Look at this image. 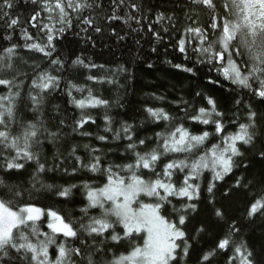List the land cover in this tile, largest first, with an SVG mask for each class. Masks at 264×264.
Masks as SVG:
<instances>
[{
  "label": "snow or ice",
  "instance_id": "6c2138e0",
  "mask_svg": "<svg viewBox=\"0 0 264 264\" xmlns=\"http://www.w3.org/2000/svg\"><path fill=\"white\" fill-rule=\"evenodd\" d=\"M18 2L0 0V21L9 32L4 39L11 42V33L19 28L24 40L23 45L10 43L0 52V86L6 90L0 92V171L4 173L0 175V264H179L177 251L184 259L192 247L183 227L188 220L187 214L197 211L201 179L205 172L211 174L207 185V192L211 194L217 181L224 180L234 168L241 166L236 159L244 156L241 147L252 145L257 138L256 111L247 104L244 122H239L237 114L226 122L225 113L208 95L203 97L206 106L200 107H193L181 99L183 118L171 115L164 108L146 107L144 111L151 121L157 125L164 122L165 127L144 138L137 137L134 123L123 122L113 131L112 118L105 115V131L112 133L113 140L126 142L121 153L124 162L109 161L101 149L91 148L90 160L85 164L75 155L76 148L73 147L70 155L79 167L100 173L103 182L98 186L84 184L86 204L80 208V216L66 219L58 210L38 203L41 194L53 191L57 197L67 199L76 187L56 188L41 178L59 167L55 162L50 167L41 162L39 148L44 142L41 137L51 138L54 142L59 133L50 131L42 119L25 120L20 114L21 107L28 108L29 105L32 113L39 112L44 106L45 94L59 88L61 77L48 70L37 71L39 66L33 65L26 103L25 80L21 76L27 74L16 72V62L21 59L18 49L23 47L40 53L49 58L51 65L63 68L64 61L59 57L51 59L56 51L55 41L72 28L73 20L83 25L81 32L85 34L89 29L101 33L94 13L97 9L102 10V0H31L36 10L27 24L37 30L36 37L28 27H21L19 14L13 15ZM192 3L210 12V23L207 28L188 26L183 29L175 47L187 60L186 45L191 46L196 60L191 67L173 66L193 75L197 71L195 65L207 66L218 78L222 77L238 89L248 90L264 102V0H192ZM124 6L128 11L120 16L118 12ZM111 9V14L103 17L105 22L121 20L130 25L134 21L139 27L132 31H142L145 17L141 13V3L111 0ZM85 12L89 15H84ZM165 20L172 22L173 17L158 12L154 23ZM148 30L152 31L151 23ZM162 30L168 32L167 27ZM112 33L116 35L115 29ZM153 36L157 42L163 40L160 32H153ZM86 38L91 41V36L86 35ZM72 64L103 68V65L91 62L85 64L81 57ZM8 72L16 74L4 78ZM88 79L100 81L102 78L89 76ZM209 83L217 84L219 79H210ZM73 90L87 91V96L76 99L72 96ZM67 93L80 109L109 105V101L94 96L91 89L71 81ZM201 95L196 93V96ZM235 104L240 105L241 100L237 99ZM184 119L205 128L194 133L185 127ZM89 121L95 123L90 116H82L76 126L82 128ZM229 128L234 130L229 131ZM97 139L108 141L103 135ZM260 156L264 158V152ZM29 162H34L36 168L29 177L28 188L5 179L13 172L19 173ZM241 179H237V186L241 185ZM173 201L179 202V207ZM258 213H264V195L248 208L249 217ZM215 215L222 218L223 212L217 209ZM203 231V227L197 229V233ZM238 232L235 223L230 225L229 233L216 247L201 255L200 264H210L217 250L227 251L230 247L233 254L229 256L228 264H257L246 242L237 243L233 239ZM121 242H127L126 252L117 254L109 247Z\"/></svg>",
  "mask_w": 264,
  "mask_h": 264
},
{
  "label": "trees",
  "instance_id": "16d2710c",
  "mask_svg": "<svg viewBox=\"0 0 264 264\" xmlns=\"http://www.w3.org/2000/svg\"><path fill=\"white\" fill-rule=\"evenodd\" d=\"M133 2L142 4L141 13L145 17L142 21V31H132L139 27L134 21L130 22V25L124 24L121 20L105 22L103 17L111 14V0H102V10L97 9L94 13L97 18L96 23L102 28L101 33H95L89 29L85 34L81 32L83 25L73 20L72 28L65 33L63 38L55 41L56 51L51 58L59 57L64 61L63 68L51 65L49 58L40 53L23 47L18 49L21 59L16 62V72L27 74V76H21V79L25 80L26 103V94L34 72L33 65L39 66L37 71L48 70L53 75L61 77L59 88L45 94L44 106L39 112L32 113L29 110L30 105L28 108L22 106L20 110L25 120L42 119L50 131L59 133L54 142L51 138L41 137L44 141L39 148L41 162L49 167L54 162L59 164L55 171L46 172L41 178L46 183L55 185L56 188L76 186L72 188L71 195L67 199L57 197L53 191L41 194L38 203L41 206H50L58 210L66 219L79 217L80 208L86 204V189L83 185L98 186L103 182L100 173H92L79 167L75 158L70 155L73 147L76 148L75 155L80 156L85 164L90 160L91 148L101 149L109 161L124 162L121 159V153L126 142L123 139L113 140L112 133L105 131V115L112 118L113 131L118 130L123 122L134 123L137 137L144 138L152 136L165 127L164 122L157 125L151 121L144 111L146 107L164 108L171 115L183 118L184 113L181 109L184 105L179 104L181 99L193 107H200L206 106L203 97L208 95L216 100L218 109L225 113L226 122L233 118L234 114L238 115L239 122H244L247 113L246 105L251 104L252 109L257 113V138L252 145L241 147L244 156L236 158L241 166L234 168L224 180L217 181L211 194L207 192L211 174L205 172L200 181L201 194L197 202V211L187 214L188 220L183 227L192 247L188 257L184 259H181L178 250L177 259L179 264H200L201 255L215 248L218 241L229 233L230 225L235 223L239 232L234 234L233 239L237 243L246 242L247 247L253 251L257 264H264V213L248 216L250 204L264 195V158L260 156V153L264 152V102L248 90L238 89L230 82L224 81L222 77L218 78L214 71L209 72L207 66L195 65L197 68L195 75L173 66L176 64L193 66L196 54L191 50V46L186 45L188 55L186 60L175 44L181 38L185 27H208L210 12L206 8L193 4L192 0H133ZM34 10L36 9L31 4V0H19L13 15L19 14L22 21L21 27H28V31L36 37L37 30L27 24ZM127 11L128 8L124 6L120 8L118 14L124 16ZM158 12L172 16L173 21L165 20L159 24L154 23ZM220 12L223 14L222 9ZM132 14L137 15L135 12ZM84 15H89V13L85 12ZM193 21L197 23L194 24ZM149 23L152 24L151 32L148 30ZM164 27L168 28L167 33L162 30ZM112 29H115L116 35H113ZM153 32H160L163 40L157 42ZM8 34L4 22L0 21V52L10 43L19 45L24 43L19 28L11 33L13 36L11 42L4 39V36ZM86 35L91 36V41L86 38ZM121 36L124 39H119ZM153 48L156 49L155 52L152 51ZM77 57L84 59L85 64L91 62L103 65V68H88L72 64ZM15 74V72L5 73L4 78H11ZM89 76L102 79L100 81L89 80ZM210 79H219V83L211 84ZM69 81L85 89H91L94 96L109 101L108 107L78 108L72 103L67 93ZM4 91H6L4 87L0 86V92ZM197 92L202 95L196 96ZM72 96L81 99L87 96V91L79 93L73 90ZM156 97H162V99H156ZM237 99L241 100L240 105L235 104ZM189 111L192 114V109ZM82 116H90L95 123L89 121L82 128H78L76 122ZM141 121H143L142 125ZM183 122L185 127L194 133L205 128L203 125L189 122L186 119ZM208 130L211 131V128ZM228 130L233 131L234 129L229 128ZM83 133H90V135ZM101 135L107 136L108 141L98 140L97 137ZM85 145L88 147L86 148ZM35 168V163L29 162L19 173L13 172L5 176V179L28 188L29 177ZM74 168L76 171H73ZM64 169H67V172ZM0 175L4 173L0 171ZM237 179H241L240 186L236 184ZM173 203L179 207V202L173 201ZM217 209L223 212L222 218L215 215ZM168 211L170 212L171 209ZM201 227L204 231L197 233V229ZM45 230L47 231L46 228ZM117 231L120 229L117 228ZM76 246H79V242H76ZM109 247L117 254L128 250L127 242H121L119 245L110 244ZM232 254L231 247L227 251L217 250L210 264H228V258Z\"/></svg>",
  "mask_w": 264,
  "mask_h": 264
}]
</instances>
